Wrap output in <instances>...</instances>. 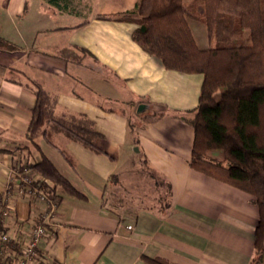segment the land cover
Segmentation results:
<instances>
[{
	"label": "crops",
	"instance_id": "1",
	"mask_svg": "<svg viewBox=\"0 0 264 264\" xmlns=\"http://www.w3.org/2000/svg\"><path fill=\"white\" fill-rule=\"evenodd\" d=\"M137 2L0 0V37L15 47L0 51V149L10 150L0 152V196L9 168L42 154L82 195L59 187L53 192L56 236L42 249L56 264H145L141 256L175 264H249L258 221L252 197L188 165L193 128L181 115L197 106L202 76L166 70L132 40L135 23L112 19L132 12ZM27 84L55 98L57 117L92 121L103 153L59 136L71 167L43 137L28 142L35 97ZM133 106L144 122L136 132L125 110ZM146 170L169 184L166 213L126 202L122 188L133 183L139 189L133 195L140 196ZM145 188L139 201L156 200L151 181ZM10 208L0 234H12L16 222L36 221L37 205L13 199Z\"/></svg>",
	"mask_w": 264,
	"mask_h": 264
},
{
	"label": "trees",
	"instance_id": "2",
	"mask_svg": "<svg viewBox=\"0 0 264 264\" xmlns=\"http://www.w3.org/2000/svg\"><path fill=\"white\" fill-rule=\"evenodd\" d=\"M191 6H198L193 0ZM202 22L208 46L200 48L187 19L184 0H138L130 13L112 17L135 23L132 40L148 55L158 58L169 71L199 74L202 83L197 106L181 115L193 128L189 168L250 197L258 209L249 264L264 263V0H201ZM190 5V4H189ZM247 32V35L244 34ZM15 47L0 37V51ZM35 97L25 132L28 142L37 137L59 150L74 166L56 138L74 142L97 154L100 134L83 115H55L56 100L47 91L26 86ZM10 152V150L0 149ZM21 170L37 175V182L52 192L82 195L44 155L28 161ZM157 193V212L170 207L169 184L153 171L146 172ZM112 184L118 176H111ZM157 191V192H158ZM3 225L0 224V230ZM145 264H175L164 258L141 256Z\"/></svg>",
	"mask_w": 264,
	"mask_h": 264
},
{
	"label": "built area",
	"instance_id": "3",
	"mask_svg": "<svg viewBox=\"0 0 264 264\" xmlns=\"http://www.w3.org/2000/svg\"><path fill=\"white\" fill-rule=\"evenodd\" d=\"M21 167L9 168L6 174L0 196V224L4 225L11 218L10 201L13 199H24L37 205V218L34 222H16L10 235L0 234V264H56L42 249L46 240L56 236V197L49 188L36 181L33 172L23 171Z\"/></svg>",
	"mask_w": 264,
	"mask_h": 264
},
{
	"label": "rangeland",
	"instance_id": "4",
	"mask_svg": "<svg viewBox=\"0 0 264 264\" xmlns=\"http://www.w3.org/2000/svg\"><path fill=\"white\" fill-rule=\"evenodd\" d=\"M185 1V5L187 6V19L189 22V25L192 29V33L194 35L195 41L197 43V45L200 48H206L208 46V41H207V37H206V30H205V25L202 22V15H201V11H202V1L201 0H197L199 5L198 6H191L193 5L194 1L193 0H184ZM190 4V5H189ZM244 34L247 35V32H245ZM105 104L108 106V104L105 102ZM104 104V106H106ZM125 110H127V113H129V124L131 127V130L136 132L139 128L140 125H142L143 119L142 117H140L141 115L139 113H137L136 111H138V109L136 110V106H133V109H131V107H127ZM162 111H164V109H162ZM184 114V113H183ZM146 172H148V170H146ZM147 174H144L142 177L140 175V186L142 190H140L141 195L143 196L144 192L146 191L145 188V184L150 183V181L148 180V178H146ZM137 181V178H133V181ZM148 185V184H147ZM138 187H136L135 184L132 183L131 185V189L127 187V189L122 188V192L123 190L127 193V197H125L126 202L130 205H137V204H141V205H157L158 203L154 200V201H139V198H142L141 195L139 196L138 194L135 196L133 195V193L137 192L139 189H137ZM149 189V188H148ZM119 190V189H118ZM158 190H156L157 192ZM164 188L161 189V191H158L157 193H163ZM149 194L151 195L152 193H154V190H149L148 191ZM153 195V194H152ZM146 196V195H145ZM155 199V198H154ZM125 201V200H124ZM105 205L111 209L113 208V204L112 202H109L108 200L105 202ZM114 209V208H113Z\"/></svg>",
	"mask_w": 264,
	"mask_h": 264
}]
</instances>
